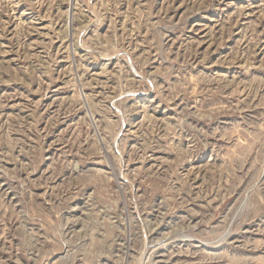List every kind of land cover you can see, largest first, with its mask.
<instances>
[{
    "label": "rangeland",
    "instance_id": "374dc122",
    "mask_svg": "<svg viewBox=\"0 0 264 264\" xmlns=\"http://www.w3.org/2000/svg\"><path fill=\"white\" fill-rule=\"evenodd\" d=\"M0 264H264V0H0Z\"/></svg>",
    "mask_w": 264,
    "mask_h": 264
}]
</instances>
